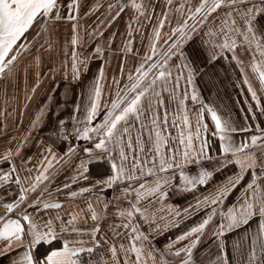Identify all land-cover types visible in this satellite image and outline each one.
Listing matches in <instances>:
<instances>
[{
	"label": "snow or ice",
	"instance_id": "1",
	"mask_svg": "<svg viewBox=\"0 0 264 264\" xmlns=\"http://www.w3.org/2000/svg\"><path fill=\"white\" fill-rule=\"evenodd\" d=\"M85 6L88 7L83 13L85 17L91 16L100 7L95 2L89 4L88 0H0V74L11 75L14 62L22 52L34 47L44 34L59 35L60 26L67 24L70 26L67 30L70 36L64 44V54L67 58L70 52L72 77L74 80L80 79L82 71L89 70L90 62L97 58L105 59V46L99 42L91 53L78 50L85 43L79 31L81 10ZM185 6V3H179L175 7L174 11L178 14L176 26L165 31L166 22L173 19L169 14L173 11V0H167L154 22L150 4L137 0L109 3V14L113 9L118 10L110 19H100L88 33L89 39L102 37L101 28L105 24H111L122 12L131 10L127 28L130 38L124 42L123 51L127 63L133 65L134 74L133 68H129L127 81L122 88L121 82L113 76L117 91L110 103H104L101 116V81L105 78V64L108 63L105 60V64L97 66L83 108L76 103L72 113L65 117L60 115L63 105H57L54 112H49V131H57L51 137L52 144L42 148L39 158L35 154L26 155V148L31 143V130L28 135L14 138L17 139L16 146L9 145L0 154V202L4 199L10 201L3 203L5 211L0 214V243L3 244L0 256L11 254L8 264H95L91 256L98 247L109 244L107 235L100 234L99 220L103 213L98 212L91 199L86 203V209L92 225H87L86 221L87 226H78L76 214L70 213L65 219L59 211L53 213L52 210L61 209L62 202L45 199L52 196L47 185L56 179L62 169L67 170L68 182H61L53 190L56 195L64 192L68 198H75L96 194L98 203L103 199L99 193L112 189L118 183H128V187L122 191L135 194V201L129 202L130 208L118 209L116 213L125 217L126 222L110 226L114 236L128 241L127 246L121 243L119 250L114 244L109 246L112 264H147L149 256L155 264L153 253L158 250L144 251L143 241H148V236L141 231L134 216L139 215L145 223L153 222L149 212L152 205L141 206L142 197H155L156 203H159L168 196L169 188L177 191L178 187L173 186L172 180L167 178V174L176 169H179V179L185 188L197 191L198 186L206 187L215 173L228 165H234L236 171L222 183L202 192L194 203L175 211V218L178 219L195 215L201 208L209 209L198 223L160 250V264H173L172 260L163 259L168 253L173 254V260L179 259V264H194L193 251L208 228L217 238L219 248V254L209 264H213V261L215 264H229L223 240L225 234L241 223L246 224L257 214L264 217V122L251 123L259 118V114H264V32L256 26L258 18L264 24V0H198L195 5H187V13H184ZM134 21L140 23L141 27L144 21L152 23L147 44L143 40L140 44L142 55L134 51L133 32L140 31L133 28ZM34 25L38 26L39 31L26 39ZM201 31L206 37L201 45L207 55L203 72L230 53V60L238 66L251 101L245 100L248 105L246 111L252 115H245L243 124H237L231 118H222L212 107H207L214 125L212 136L218 144L215 155L206 138L209 128L204 119L205 107L202 106L195 114L194 125L185 110L189 86L192 88L191 100H199L195 77L202 69L196 63L202 54L194 48L192 59H189L184 46L195 33ZM107 44H112V37L108 38ZM36 61L39 65V56ZM120 67L123 72V64ZM250 75L258 80V87L253 86ZM36 79L39 83V73ZM182 80L185 85L184 99H179L176 90L180 88ZM68 91L66 88L63 93L65 97ZM164 92H169L172 99L178 100L184 113L179 121L175 117L172 120L171 127L177 129L175 135L167 133V111L162 122L155 113V109L164 104ZM52 99V96H48L50 103ZM145 108L152 113L147 119L150 129L142 118ZM45 111V107L39 109L31 122L32 130L36 129ZM129 120L139 122V131L147 132L152 144L143 161L137 155L131 156L129 162L133 149ZM139 131L136 142L138 152H143ZM100 159H105L109 168L93 174L89 170L90 165ZM29 164L32 166L28 167ZM189 164L195 167L189 169ZM34 172L36 174L33 176ZM249 173L251 178L242 184ZM145 175L154 179L149 182L144 179ZM141 180L144 182L140 183ZM74 185L77 186L75 190ZM240 186L244 188L241 201L225 210L226 198ZM37 191L39 195H30ZM107 208L108 203L105 202L103 209ZM167 208L171 209L172 205ZM259 226L264 235V219ZM119 227L125 231H116ZM160 228L161 225L157 224V234ZM149 231L153 230L150 228ZM185 240L187 244L183 243ZM45 245L47 247L43 251H38V247ZM83 253H88L89 259L82 258ZM119 253H123V261L118 259ZM132 254H135V259L131 258ZM181 256L185 258L181 259Z\"/></svg>",
	"mask_w": 264,
	"mask_h": 264
},
{
	"label": "crops",
	"instance_id": "2",
	"mask_svg": "<svg viewBox=\"0 0 264 264\" xmlns=\"http://www.w3.org/2000/svg\"><path fill=\"white\" fill-rule=\"evenodd\" d=\"M88 2L89 4L93 2L98 3L100 7L94 14L88 17L83 15V13L88 10V7L85 6L81 10V17L79 20L81 27L79 31L85 43L83 48L78 50L91 53L96 43L99 42L105 46V59L97 58L95 61L90 62L89 70L87 72L82 71L80 79L74 80L70 67V52L67 58L64 54V44L70 36V33L67 31L70 26L67 24L60 26L58 30L59 35L44 34L34 47L22 52L18 60L14 62L12 74H0V154H2L9 145L11 147L16 146L17 139L14 138L28 135L29 130H31V143L30 146L26 148V155L35 154V156L39 158L42 148H46L52 144L51 137L53 136V132L57 131H49L47 124V121L51 119L49 112H54L57 105H63V111L60 115L61 117H65L72 113L76 103H80L81 108H83L88 90L92 86L93 75L97 70V66L99 64H105V60H107L108 63L105 64V78L101 81L103 85L101 116L104 111V103H110L111 98H114V94L117 91V85L113 83V76L115 75L116 79L121 82V88L123 87V83L127 81L128 69L133 68V65L127 63L123 47L124 42L130 38L127 35V28L131 10L122 12L111 24H105L101 28L103 32L102 37H93L90 40L88 33L97 26L98 21L100 19H110L111 15H115V11L118 10L113 9L109 14L107 5L109 3L121 2V0H88ZM137 2L150 4L152 6L150 8V13H152L153 22L156 16L161 14L162 9L165 8L167 4V0H137ZM179 3L186 4L184 13H187V5H195L198 3V0H173V11L169 13L173 19L170 22H166L165 31H167L169 27L176 26L175 19L178 18V14L175 13L174 9ZM216 23L218 24L219 21L217 20ZM256 26L260 31L264 32V24L260 22L259 18L257 19ZM133 28L140 29L139 32H133L132 39L134 51L137 52L138 55H142L143 50L140 48V44L142 40L145 45L147 44V37L151 31L152 23L144 21L143 27H141L140 23L134 21ZM37 31H39L38 26L28 38H31ZM109 37H112L111 45L107 44ZM203 39H206L204 33L202 31L197 32L184 46L186 54L188 53L189 55V59H192V50L194 48L199 49L202 54L200 60L196 62L202 69L200 74L195 77V89L199 100L196 102L191 100L192 88L189 86L187 88L188 98L185 100V110L188 112L189 119L194 125L195 114L202 106L205 107L204 119L209 128L206 138L209 140L212 154L215 155L217 154L218 144L215 142V137L212 136L214 125L207 113V107H212L222 118H231L237 124H243L245 122V115H252L246 111L248 105L245 103V100L251 101L250 95L247 92V85L242 83L243 76L238 66L234 61L230 60V53L227 54V58L218 60L214 65L209 66L206 71L203 72V67L207 64V55L204 53V49L201 45ZM37 56L40 57L39 65L36 61ZM241 58L243 59L244 57ZM121 64H123V72L121 71ZM248 72H251L250 68ZM38 73L40 74L39 83L36 79ZM250 79L253 86L258 87V80L251 75ZM66 88L69 89V91L68 95L65 97L63 93ZM184 91L185 85L182 80L180 88L176 90L179 99H184ZM48 96H52L53 98L51 103L48 101ZM162 98L164 104L162 107L156 108L155 113L162 122L165 112L167 111V123L169 125L167 133L175 135L177 129L171 127L172 120L175 117L179 121L184 113L180 110L178 100L172 99L169 92L162 93ZM41 107H45L46 111L41 117L36 129L32 130L31 122L36 118ZM256 111L258 112L259 110L257 109ZM151 114L152 113H149L147 108H145L142 118L146 124ZM260 122H264V114H259L257 120L251 121L252 124ZM128 125L130 126L129 135L133 143L129 162H131V156L137 155H139L140 159L143 161L145 154L148 153V149L152 147V144L149 142L148 133L139 131L140 124L137 121L129 120ZM147 126L149 129L151 128L150 124H147ZM262 126H264V124H262ZM138 131L143 143V152H138L136 142ZM60 147H63V145ZM53 150L56 149L53 148ZM148 158L149 161H151V155H149ZM31 166V164L28 165V167ZM206 166L210 167L211 165ZM187 167L192 169L195 166L189 164ZM108 168V162L105 159H100L93 161L89 170L95 174L103 172ZM235 171L236 168L234 165H228L226 168L216 172L206 187L198 186L199 191H197L185 188L183 182L179 179V169H176L174 172L168 173L167 178L172 180L173 186L178 187L177 191H173L172 188H169L167 190L169 193L168 196L159 203H156L155 197H142L141 206L148 207L149 204L152 205L149 212L153 222L151 224L145 223L139 215L134 216V219L136 223L140 225L141 231L148 236V241H143L144 251L150 252L153 248L158 250L153 253L155 256V264H160V250H163L164 246L168 244L169 241H173L177 235L187 231L198 223L209 209L201 208L195 215H189L187 218L181 216L178 219L175 218V211L178 209L182 210L184 207H187L189 203H194L195 198L199 197L202 192H206L208 189L222 183L226 177L233 175ZM35 174V172L32 173L33 176ZM22 175H25V173H22ZM189 175H192V173H189ZM96 178L100 177L97 176ZM250 178L251 174L249 173L242 184L247 183ZM144 179L151 182L154 178L145 175ZM61 182H68L67 170L62 169L56 179L47 185L48 191L52 193V196H46L45 199L62 202L61 209L52 210L53 213L59 211L65 219H68V214L70 213L76 214V223L78 226L92 225L93 222L90 219V213H88L86 209V203L91 199L98 212L103 213L102 218L99 220L100 234H106L109 238L108 245L97 248L100 250L101 259L95 264H112L109 246L114 244L119 250V245L124 243L127 246L128 241L126 239L121 240L119 237L114 236L110 226L121 225L126 222L125 217H121L116 213L118 209L130 208L129 202L135 201V194H125L122 189L128 187V183H118L112 189H104L103 192L99 193L103 199L97 203L96 194L75 198H68L64 192L56 195L53 190L59 187ZM143 182L144 180L140 181V183ZM76 187L77 186L74 185L73 190H75ZM133 187H135V185H133ZM243 192L244 188L242 186L234 189L228 198H226L224 205L225 210L228 206L239 203ZM30 195L33 197L39 195V191L34 194L30 193ZM6 202L10 201L4 199L3 202H0V214H4L5 209L3 203ZM105 202L108 203L107 209H103V204ZM168 205H172V208L168 209ZM262 219H264V217L257 214L249 219L246 224L241 223L238 227H235L225 234L223 240L225 249L228 253L229 264H264V235L261 234L259 226ZM173 221H175V223H173ZM157 224L161 225L158 234L155 231ZM165 225H167V227H165ZM150 228L153 231L150 232ZM116 231L123 233L125 229L119 227L116 228ZM85 239H87V237H85ZM149 241H151V244H149ZM183 243L187 244V240ZM2 247L3 244L0 243V248ZM44 247L47 246L38 247V251H43ZM218 254L219 248L217 238L212 234V229L208 228L193 251L194 264H209V261L214 259ZM81 255L85 260L89 259L88 253H83ZM131 258L135 259V254H132ZM180 258L182 259L185 257L181 256ZM9 259H11V254L0 256V264H8ZM118 259L123 261V253H119ZM163 259L172 260L173 264H179V259L173 260L172 253H168ZM147 264H154L151 256L147 257ZM213 264H215L214 261Z\"/></svg>",
	"mask_w": 264,
	"mask_h": 264
},
{
	"label": "built area",
	"instance_id": "3",
	"mask_svg": "<svg viewBox=\"0 0 264 264\" xmlns=\"http://www.w3.org/2000/svg\"><path fill=\"white\" fill-rule=\"evenodd\" d=\"M91 259H92L95 263H97V262L100 261L101 257H100V250H99V249H96L95 254H93V255L91 256Z\"/></svg>",
	"mask_w": 264,
	"mask_h": 264
},
{
	"label": "trees",
	"instance_id": "4",
	"mask_svg": "<svg viewBox=\"0 0 264 264\" xmlns=\"http://www.w3.org/2000/svg\"><path fill=\"white\" fill-rule=\"evenodd\" d=\"M36 27H37L36 25L33 26V28L31 29V31L29 33V35H31L33 33V31L35 30Z\"/></svg>",
	"mask_w": 264,
	"mask_h": 264
},
{
	"label": "water",
	"instance_id": "5",
	"mask_svg": "<svg viewBox=\"0 0 264 264\" xmlns=\"http://www.w3.org/2000/svg\"><path fill=\"white\" fill-rule=\"evenodd\" d=\"M31 31V30H30ZM30 31H29V33H30ZM26 39H28V37H26Z\"/></svg>",
	"mask_w": 264,
	"mask_h": 264
}]
</instances>
